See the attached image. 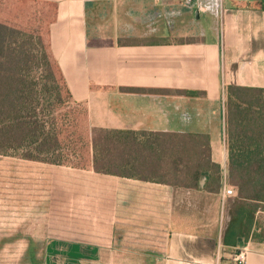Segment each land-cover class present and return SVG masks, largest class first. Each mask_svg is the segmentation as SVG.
Wrapping results in <instances>:
<instances>
[{
	"label": "crops",
	"instance_id": "0c3cea01",
	"mask_svg": "<svg viewBox=\"0 0 264 264\" xmlns=\"http://www.w3.org/2000/svg\"><path fill=\"white\" fill-rule=\"evenodd\" d=\"M50 1L51 50L90 128L161 140L155 148L139 139L132 161L147 172L137 175L2 155L0 231L50 234L38 264H236L221 248H247L245 264H264V210L247 239L227 246L233 200H222L228 88L264 89V0H117L134 14L176 13L174 33L162 17L148 35L134 22L133 34L91 32L87 13L98 0ZM13 208L25 210L15 228Z\"/></svg>",
	"mask_w": 264,
	"mask_h": 264
},
{
	"label": "trees",
	"instance_id": "16d2710c",
	"mask_svg": "<svg viewBox=\"0 0 264 264\" xmlns=\"http://www.w3.org/2000/svg\"><path fill=\"white\" fill-rule=\"evenodd\" d=\"M8 1H13L14 7L0 18V155L103 174L124 175L122 170L137 169L132 160L140 146L139 139L154 135L90 128L87 108L73 100L51 50V25L57 19V3ZM36 5L51 8L45 21L46 41L41 29L22 30L28 17L26 8ZM35 31L41 34L34 35ZM35 37L42 49L39 52L26 48ZM261 95L264 89L230 86L227 91L228 105L237 100L229 123V182L237 193L223 236L227 246H236L239 237L247 239L256 213L264 210V104L258 106ZM62 107L68 108L67 113L55 116ZM236 128L239 130L233 132Z\"/></svg>",
	"mask_w": 264,
	"mask_h": 264
},
{
	"label": "rangeland",
	"instance_id": "374dc122",
	"mask_svg": "<svg viewBox=\"0 0 264 264\" xmlns=\"http://www.w3.org/2000/svg\"><path fill=\"white\" fill-rule=\"evenodd\" d=\"M126 4V3H125ZM125 6V5H124ZM121 7V2L120 5L117 3V0H98L95 1V4L93 5L92 9L88 10V17H89V22L88 26L90 28V31L93 33H106L108 35H114L118 34L119 32L122 33H128V34H133V22L140 26L139 28V33H142L145 35L151 34L153 31V23L157 22L158 18L164 19L166 30L169 33H174L175 31V23H174V18L176 16V13H170L166 14L165 18L164 16L161 15V13H158V9H146L143 11L141 14H137V12L134 14L132 9H128V7ZM14 7V2L13 1H8V0H0V18L3 17L2 13L6 14L8 11H10L11 8ZM27 9V15L28 17L25 20V23L22 24V30L24 31H31L33 28L35 30L41 29L42 37L45 38L46 41V25L45 21L48 19L49 14L51 12V8L48 6H43V5H36L33 7H28ZM26 12H24L25 14ZM23 14V15H24ZM20 15V14H18ZM134 20V21H133ZM122 21H124V24H121ZM135 28V27H134ZM163 28V26L161 27ZM135 30V29H134ZM38 31V32H39ZM151 32V33H150ZM37 31H35L33 34L39 36ZM22 38H26L23 35ZM140 38V37H138ZM38 39V37H37ZM36 37L34 40H32L31 44L27 45L26 48L27 50L39 52L41 49V46L36 42ZM127 41H132L135 42L136 39H129ZM38 54V53H37ZM261 103L258 104V106L264 104V95L260 96ZM237 100L230 102V106L226 105L225 107V112H226V118H227V124H228V130L229 126L231 123V116L232 113L234 112V104H236ZM257 104V103H256ZM73 106L70 108L72 109ZM264 108V105L263 107ZM68 108L62 107L61 109L59 108L57 110L56 115H65L67 112ZM231 109L233 112H231ZM257 109V107H256ZM79 113V112H78ZM233 125V124H231ZM235 127H238L237 125ZM236 130V132L239 130L238 128L233 129V132ZM230 134V133H229ZM143 141L149 142V144H154V147L156 148L161 139H156L154 137H149V136H144L141 137ZM231 139V138H230ZM158 140V141H157ZM169 141L172 143L171 138ZM165 144L166 149L168 150V155L170 153V144ZM163 143L161 142V145ZM173 145L175 146L176 143L173 142ZM150 146V145H148ZM186 152L183 153V158L186 156ZM180 157V151L176 150V148L172 151L171 157L167 156L166 159L169 161L172 166L177 163V158ZM186 158V157H185ZM0 160H4V156L0 155ZM72 162H74V159H71ZM2 170V169H1ZM85 170V169H84ZM87 170V169H86ZM125 174H132V175H137L140 174V172L144 173L147 172V170H141V169H135V170H122ZM2 175V174H0ZM3 184H0V215H3L4 209H3V202L5 199V195H8L6 191L3 190ZM236 197V196H235ZM235 197H231L230 200H233ZM227 201V202H229ZM233 201H230L232 203ZM12 220H16V223L12 224V228L18 227L19 221L21 217L25 216V210L24 209H14L12 210ZM263 220V225H264V215L262 216ZM2 221V219H0ZM260 236L264 237V227H262V231L260 232ZM50 236V234L47 233H20V232H1L0 231V264H38L40 260L44 256V245L45 241L47 240V237ZM225 249L221 248V256H227L233 259V256L235 253H231V250L226 249V251L229 254H225L224 252ZM226 264V263H225Z\"/></svg>",
	"mask_w": 264,
	"mask_h": 264
},
{
	"label": "built area",
	"instance_id": "2783aa9c",
	"mask_svg": "<svg viewBox=\"0 0 264 264\" xmlns=\"http://www.w3.org/2000/svg\"><path fill=\"white\" fill-rule=\"evenodd\" d=\"M198 0H184L185 6H193ZM236 196L235 188L229 184L228 178L224 175L222 180V200L224 203L228 201L229 198ZM246 249L239 250L233 256V260L236 264H245L246 262Z\"/></svg>",
	"mask_w": 264,
	"mask_h": 264
}]
</instances>
